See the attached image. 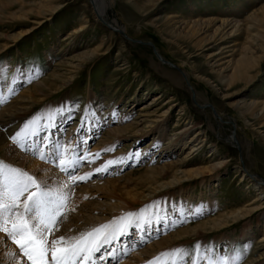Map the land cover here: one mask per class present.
<instances>
[{
    "label": "rangeland",
    "instance_id": "374dc122",
    "mask_svg": "<svg viewBox=\"0 0 264 264\" xmlns=\"http://www.w3.org/2000/svg\"><path fill=\"white\" fill-rule=\"evenodd\" d=\"M105 1L108 4L105 8V22L110 23L109 25L112 27L117 26L116 28L113 27V31L103 23L101 24L98 21L99 19L93 15L89 0H54L52 3L48 2L49 7L35 14L36 16L34 15L28 21L23 22L20 19H5L0 16V21L2 20L0 22V77H2L0 78V87L14 86V94L8 93L5 96L8 98L7 103L0 104V119L11 111L17 113L21 109L24 111L29 109L27 113L25 112V115L22 112V114H18L17 125L7 131L6 138L12 145L10 137L20 131L26 122H31L36 116L41 115L42 110L46 109V111L56 115L59 111L66 109V104H68V108L62 114L69 110L70 117L64 122L63 126L59 129L54 128L55 131L52 132L54 137L59 136L58 140L64 142V145L56 147L54 150L56 158L70 149L67 143L70 141L69 139L72 141L77 137L78 139L79 137L82 139L87 137L85 146L82 149H84V152L85 150H93V155L90 157V159H94L93 164L98 162L103 165L104 162L100 161L99 158L105 156L114 162L108 168L114 173L107 176L104 173H94L93 170L87 169L89 163L86 161H76L75 174L77 176L94 174L91 179L77 181L74 185L69 184V173H62L60 170L58 160L55 164L45 162L44 165L54 170L60 178H63L66 182L65 185H69V188L74 192H78V189L94 182L125 177L133 171H135L133 175L136 177L138 172L149 166L162 167L170 165L174 167L175 164L182 162L183 157L190 152L191 147L189 145L184 150H176L172 156H164L167 152L163 151L164 145L167 143L166 140H168L166 137L175 135L174 137L177 138L180 136L179 133L182 132L188 122L193 125V129L191 128L192 130L187 135V139H190L197 131L202 132L206 140L204 148L201 152L192 154L187 162L189 165L183 163L182 169H194L193 172H201L204 176L185 178V181L188 182L163 189L155 199L148 197V199L136 201L133 205H127L128 208L122 209L118 213L113 212L107 216L106 221L97 224L103 225L113 220L121 223L120 218L123 216L126 218L128 235L119 238L117 240L118 245L121 243L126 245L130 242L134 245L130 248L127 246L124 254L119 259L110 261L109 258H106L110 264H121L131 258L132 252L144 249L148 245L152 247V243L158 241L162 236L174 234L187 225L194 226L197 222L209 218V216L214 217L228 210H244L246 205L253 199L254 194H242V189L245 190L248 184L246 182L239 183L240 177H235V169L240 168L246 178H252L257 184L259 182L264 185L259 178L264 179V114H262L264 113V111L262 112L264 110V60L260 63L259 72L249 70V73H246L248 75H245L244 78L234 80L232 79V68L228 64H224L229 59L224 58L222 62L217 61L223 58L224 54L219 55L218 53L215 57L208 58L217 53L219 48L223 46L226 47L223 52L238 49L229 42L231 41L229 36L233 27H222V20H230L231 22L242 20L254 9L263 5L264 0ZM16 3L7 4V7L17 8ZM214 19L216 21H213ZM210 20L213 21L212 24L209 23ZM81 24L85 25L83 32L80 31L74 36L66 38L68 33L78 29ZM21 32L28 33L14 40V37ZM215 32H217L215 40L217 41L221 37L224 41H218L219 43L217 42L218 44L215 46L207 44L203 48H196L198 42L211 39L210 37ZM134 40L150 41L163 60L182 70L187 77V82L175 67L169 63L168 65L162 63V60L155 56L150 46ZM235 43L242 44L243 36L236 37ZM4 46H7V48L1 50ZM227 47L230 48L227 49ZM254 52L262 56V50L256 49ZM70 59L73 60L70 61ZM220 63L223 64L219 65ZM60 65L61 67H58ZM19 70H24L28 75L25 78H17ZM53 71H55L54 76L47 77ZM32 72H34V75H32ZM169 74H174L178 78V84H171ZM28 77H32L31 82H29ZM13 79H15L14 83L12 82ZM63 80L67 82L63 83ZM35 82H44V86H42V91L45 93L43 99L39 100L37 104L34 102L31 106L28 105L29 103L24 102L15 104L17 95L25 88L35 85ZM55 87L61 88L60 90H54ZM38 98L39 96H34L33 101ZM152 98L158 100L152 102ZM94 99L97 100V103H100L99 112L104 124L99 125L97 123L98 127L96 129L94 127V130H90V135L88 133L86 136V109ZM149 103H151L150 107H148ZM142 107H148V109L140 112L139 109ZM168 107L170 108L164 133L166 136L162 137L160 150L156 151V147L154 150H150L151 152L154 151V156L148 157L149 159L146 160L145 157L141 162L137 161L134 165L117 170V165H119L117 160L122 155L135 153L139 148H146L153 134L156 135L155 132L152 133L151 131H154L157 127L148 129L150 131L147 134L151 132V136L149 134L138 139L126 136L125 139L121 138L122 140H118L119 142L112 143L110 147L105 146L111 150L110 154H106L109 150L105 151L107 148L101 146L105 142H111L108 140L104 142L107 128L123 127L134 123L136 120L140 127L146 126L145 122L160 121L161 115ZM181 109L183 115H179ZM147 111L151 115L146 119L141 118L140 115L147 113ZM113 113L124 117L123 121L120 123H114V121L110 125L105 124ZM178 116L182 118L180 121H177ZM217 116L222 122L217 120ZM26 133L28 134L27 129ZM126 134L128 135V133ZM40 139L39 137L37 140L40 141ZM237 146L240 150L237 149ZM211 148L217 150L216 154L218 156L210 155L211 151L209 152V150ZM19 149L18 152L21 153V148ZM82 149L76 150L78 157L83 156ZM45 152L42 150L41 154L46 155L48 153ZM160 152L161 154H159ZM97 153L99 157L96 159L95 154ZM25 154L35 160L39 159L32 152ZM49 154H52L51 151H49ZM3 158L0 153V161L15 168L18 167ZM40 160L37 161L40 162ZM218 163H221L219 168L211 174L207 172L214 164ZM19 169L22 170V168ZM34 176L36 179L38 178L36 175ZM170 177L171 171H168L163 180L164 184L170 182ZM218 177L219 179H217ZM211 180L214 181V184H212L215 186L211 185L210 190L206 191L204 187L200 186L202 182L209 183ZM42 184L47 186L46 183L42 182ZM179 188L186 191L190 190L184 202L181 203L184 204L182 205L184 214L186 216L191 214L194 208H196V212L200 211L201 214L187 221V224L175 222L174 225H169L171 228L165 226L163 230L157 229L153 232L155 225L149 208L153 207L152 214L154 218L164 205H167L169 210L177 214L179 212ZM147 192L142 194L146 195ZM96 198L97 196L89 198L84 196L80 200V204L75 203L72 205L70 204L72 201L68 198V204L63 210L64 214L59 218L58 228L60 230L55 233L60 232L61 234L62 231L65 237L66 232L63 228H65L66 223H69L67 219L74 215V210L71 207L79 208L81 206L84 208L83 203L92 202ZM199 199L204 204L209 202L210 209L208 210V207L206 209L205 205H201L197 209ZM207 210L208 212H206ZM195 211H193L194 214ZM128 213L133 214L131 220L127 218ZM244 213L245 211H243ZM136 219H144L142 224H146L142 225L141 231L138 233L148 234L147 237H144L145 240L142 239L143 241H137L138 234L134 229L137 224H133ZM253 222H260L262 230L253 233L254 240L249 241V248L243 252V256L246 251L253 257L259 255L261 250L264 251V248L260 249L259 245L256 244L257 240L264 235V208L248 215L246 218L239 219L234 225H230L220 232L222 237L225 234L232 241V239L241 236L244 225L247 223L253 224ZM123 225L125 226V224ZM160 225L161 223L158 222L157 226L161 229ZM151 231L152 233L149 234ZM84 232L81 230L76 235ZM62 234L60 236H63ZM197 235L196 237L191 235L179 239V244H170L162 251H155L154 257L147 258V256H143L133 264H147L160 253L177 248L192 249L197 243L211 247L214 256L222 250L219 247L220 243L217 242H222L218 233H209L206 236L198 233ZM3 236L18 253L19 250L11 243L10 239L4 234ZM113 244L116 245L115 242ZM104 248L100 249L101 252L107 250V247ZM246 248L244 243L235 241L227 247L225 251L227 256L224 258L231 257L237 249L244 250ZM101 252L94 254V260L98 258L99 264H108L100 259ZM99 254L100 257H97ZM190 256H195V252L190 253ZM243 258L241 264L246 260ZM170 260L169 257H162L161 264H170ZM24 264H28L26 259H24Z\"/></svg>",
    "mask_w": 264,
    "mask_h": 264
},
{
    "label": "bare ground",
    "instance_id": "6f19581e",
    "mask_svg": "<svg viewBox=\"0 0 264 264\" xmlns=\"http://www.w3.org/2000/svg\"><path fill=\"white\" fill-rule=\"evenodd\" d=\"M17 1L18 0H0V16L4 17L5 19H12V20L13 19H20V20H22V22L28 21L30 18H32L35 14L39 13L41 10L45 9L46 7H49L50 5L48 4V2H51V3L54 2V0H38V1H33V2L26 1V0H19L18 2ZM89 1H90V3H89L90 6L92 7L91 10H92L93 15L99 19V20L98 19L97 20L100 21L101 24L105 23V21H106L105 8L108 5L106 3V1L105 0H89ZM11 3H16L17 8H14V9L8 8L7 4H11ZM213 21H216V20L214 19ZM213 21L210 20L209 23L212 24ZM109 24L110 23L107 22L108 29H110L112 31L114 28L117 27L114 25L113 26L114 28H113ZM181 26H184V25H181ZM221 26L222 27H228V26L233 27V30L230 32L231 34L229 36V38H231V41H229V42L232 43L236 48L238 47V49H236V50L230 49L226 52H223L226 49V47L223 46V47L219 48V51L217 53H215L212 56H209L208 58L215 57L218 53H219V55L224 54L223 58H220L217 61L222 62L224 60V58L229 59V60L225 61L224 64L226 63L230 66V68H232V70H233L232 71V73H233L232 79H234V80L244 78L245 75H248L246 73H249V70H255L256 73L259 72L260 63H262L264 60V4L261 5L257 9H254L248 16L244 17V19H242V20H235L234 22L233 21L231 22L230 20H222ZM84 29H85V25L81 24L78 29L68 33L66 38H68L72 35L74 36L78 32H80L82 30L84 31ZM27 33L28 32H25V33L21 32V33L17 34L14 37V40L17 39V37L19 39L22 36H25V34H27ZM216 35H217V32H215V34L212 37H210L211 39L202 40V41L198 42L196 44V46H197L196 48L197 49L203 48V46L207 45V44H213V46H215L219 42L224 41V40H222L221 37L219 40L216 41L215 40L217 38ZM240 35L243 36V43L238 45L235 42H236V37H238ZM7 46L2 47L1 50L6 49ZM228 48H230V47H227V49ZM256 49L262 50V56L260 54L257 55L256 52H254V50L256 51ZM71 60H73V59H70V61ZM162 63H165L168 65V63L163 62V60H162ZM222 64L223 63H220L219 65H222ZM58 67H61V65ZM252 67H254V68H252ZM54 72L55 71H53L47 77H50L51 75H53ZM33 73L34 72H32V75H34ZM26 75H28V74H27V72H24V70H19L17 72V78H25ZM185 79L187 80L186 76H185ZM65 81L66 80H63L62 82L64 83ZM169 81L171 82V84H178L177 82H179L178 78L174 74H169ZM8 85H11V84H8ZM42 86H44V82H42V83L35 82V85H33L32 87L25 88L19 95H17V97L15 98L16 101L14 103L18 104V103L24 102L27 104L29 103L28 104L29 106H31L34 102H36L35 104H37V102H39V100L43 99V95H45V93L42 91ZM9 88L14 89V86L5 87V88L0 87V89H1L0 94H2L3 96H6L9 93V91H8ZM60 88L61 87H55L54 90H60ZM51 92H53V91H51ZM34 96H39V98L37 100L33 101ZM44 98H46V97H44ZM157 100L158 99H153L152 102L157 101ZM151 103H149L148 107H150ZM87 107H88L86 109L87 123L85 126L86 136L88 133L90 135V130H94V127H95V129L98 127L97 123L99 125L104 124L103 119L100 117V112H99L100 103H97V100L94 99L93 101L90 102V104ZM148 107H142L139 109V111L144 112L146 109H148ZM67 108H68V104H66V109ZM169 108L170 107H168L167 110H165L164 113L161 115L162 118L160 121H157V120L154 121L153 120L154 122L153 121L145 122L146 126H143V127H140V125H138V121L136 120V121H134V123H130V124L125 125L123 127H119V128L115 127L113 129H109V127L107 128V131H106L105 137H104V142H105V140H108L109 142L110 141L111 142L110 143L105 142L106 144L103 143L101 145V146H103V148L107 145H108V147H110L112 145V143H115L118 140H122L121 138L125 139L126 136H132V138L138 139V138H144L145 136H147L149 134L151 136V132L156 133V135L153 134V137L148 142V145L146 148H141V149L139 148L135 153H132V154L128 153V155H122L117 160L119 163V165H117L118 166L117 170L123 169L125 166H131L132 164L134 165V163L137 161L141 162V160H144L145 157H146V160L149 159L148 157L154 156V151L151 152L150 150H154L156 147H157L156 151L160 150V148L162 147L161 146V144H162L161 142L163 139L162 137H164V135H165L164 133L166 131L165 124H166V121L168 118L167 115H168ZM66 109L64 108V110L59 111L58 114H56V115H54L53 113L50 114V112H48V111H46V109H44V110H42L41 115L39 114L38 116H36L34 118V119L38 120L39 122L31 124L29 126V128L27 129L28 134L26 133L29 136L27 143H28L30 149L39 145L41 147V152H42V150L48 152L46 155L49 156V159L56 160V155H53V152L56 149V147L58 148V147L64 145V142L58 140L59 136L54 137L52 132L55 131L54 128L59 129L61 126H63L64 122H66L68 120V117H70L69 110H67V112L65 114H62L63 111H65ZM182 109L179 111V115H183ZM27 111H24L23 109L19 110L17 113H14L11 111V112L7 113L9 115L5 114L4 117L2 119H0V153H1V156L4 157L5 159H7V161L11 162L13 165H16L19 168H22L23 171H26L30 175H32V176L36 175L38 177L37 181L40 184H42V182L44 184L46 183L47 186H49L48 188H50V189H58V188L63 189V191L68 194V198L72 201L70 203L71 205L75 204V203L80 204L81 203L80 200H82V198L84 196H86L88 198L97 196V198L95 200L93 199L94 201L83 203L82 206L84 208H82L81 206L79 208H76V207L74 208L73 206L71 207L74 210L73 211L74 215H72L71 217H69L67 219L70 224L66 223L65 228H63V229H65V232H66L65 237H74L81 230L87 232L90 229H93L97 226H100L97 224H99L101 222L103 223V221H106L108 219L107 218L108 215L112 214L115 211L118 213L120 210L126 209V208H128V206L135 204V202L138 200H140V201H141V199L145 200V199H148V197L149 198L152 197L153 199H155V197L157 195H159L163 191V189L171 188V187L176 186V185H182L181 183L188 182V181H185V178H189L190 176H204V174L202 175L201 172H199V173L193 172V171H195L194 169L193 170L182 169V165H184L183 163H185V165H189V163H187V162L190 159L191 155L194 153H197V152H201L202 149L204 148V145L206 144V140L204 139L205 136L203 137L202 132H200V131H197L190 139H187V135L193 129L192 128L193 125L189 124V122H188L184 126L182 132L179 133L180 136H178L177 138L174 137L175 135H173L172 137H166L168 140H166L167 143H166V145H164V149H163V151H167L164 156H168V155L172 156V155H174V152H176V150H181V149L184 150V149H186V146L189 147V145H190V147H191L190 152L187 153L185 155V157H183L182 162L175 164L174 167H171L170 165L169 166H162V167H156V166L150 167L149 166L141 172L136 171V172H138L136 177H134L133 173H135V171H133L132 173L128 174L125 177H120V178H116V179H113V178L112 179H106V180L101 181V182H94L92 184H88V185L78 189V192L75 191L76 192L75 193L71 188H69V186L65 187V183H66L65 180H63V178H60L54 170H52V169L48 168L46 165H44L45 162H43L42 160H40V162H39V161H37L39 159L35 160V159L29 157L28 154H25V153H31V151H24L21 149L22 152L19 153L18 151L20 150L19 149L20 147L17 148L18 146L16 144H12L13 146L10 145L8 138H6L7 133H8L7 131L9 130V128H13L17 125V123H18L17 121L19 120V117L17 115L22 114V113L25 115L27 113ZM263 111L264 110H262V112ZM262 114H264V113H262ZM150 115H151V113H149L147 111V113L146 112L143 113L142 115H140V117L143 119H146ZM218 117L219 116L216 117L217 120L222 122V120ZM123 118L124 117H121L120 115L117 116L113 113L112 117L105 124L110 125V123L114 122V121H115L114 123H120L121 121H123ZM181 119L182 118L180 116H178L177 121H180ZM139 122H141V121H139ZM10 126H12V127H10ZM92 127H93V129H92ZM154 127H157V128H155L154 131L152 130L149 134H147V132L150 131L148 129L154 128ZM32 132H37V136L35 138H37V139L39 137L44 138V141L47 144V147H44L43 145H41V143H40L41 139H40V141L35 139V143H33V138L31 137ZM126 133H128V135ZM86 138L84 137V139H82L81 137H79V139H78V137H77V139L74 138V139H72V141H71V139H69L70 141L67 140V141H69L67 143H68V145H69L68 147H70V149L66 150L65 154L63 153V156L67 161H76V157H78L76 150L78 151L79 148L82 149L85 146ZM15 146H17V147H15ZM108 147H105V148L108 149ZM237 149L240 150V148L238 146H237ZM49 151H51L52 154H49ZM81 151H82L83 156H84V154H88V159H83V161L88 162L90 157L93 155V153H92L93 150L92 151H86L85 150V152H84V149H82ZM209 152L211 153L210 155H212V156H218V154H216L217 150L215 148H211L209 150ZM110 153H111V150H109L106 154H110ZM159 154H161V152ZM159 154H157V155H159ZM38 155L39 154H37V158H38ZM107 158L108 157L105 156V157H102L99 159H100V161L104 162V164H105L107 161H110ZM88 163H89V167L87 169L93 170L94 173H95L96 168L102 166L101 163H98V162H96L94 164L92 162H88ZM221 163L214 164L210 169L207 170V172H209L211 174L217 168L220 167ZM52 164H54V163H52ZM117 170H116V172H117ZM168 171H171V177H170L171 179L169 180L170 182L164 184L163 180H164L166 173ZM62 173L67 174V172H64V171H62ZM100 173L101 174L104 173L105 175L108 176L114 172H112L111 170L108 169L106 172H100ZM234 174H235V177H240L239 178L240 184H243L244 182H246L248 184V187L247 188L245 187V190L242 189V191H241L242 194L243 193H246L247 195L249 193L254 194L253 199L246 205V208L244 210H235V209L228 210V211L220 213L214 217L209 216V218H206L200 222H197L194 226L187 225L186 227L180 229L179 231H177L174 234L172 233V234H169L167 236H162L158 241H155L152 243V245H153L152 247H150V245H148L144 249H141V250L136 251L134 253L132 252L131 258H129L128 261H125L121 264H133L135 261H137L138 259H141L143 256H147V258H150L155 254L154 253L155 251H157V250H158V252L162 251L165 249V247L170 246V244L171 245L179 244V241H178L179 239H184V238L191 236V235H194L196 237V236H198L197 235L198 233L205 234V236L208 235L209 233H218L220 235L219 239H221L222 242H219V241H217V242L220 243L219 247H221L222 250L219 249L220 251L217 252L218 254H216V256L226 257L227 253H225V251H226L227 247L232 245L233 242H235V241H239L242 244L244 243L245 247H247L246 250H248L249 243H250L249 241L254 240L253 233L256 231L260 232L262 230L260 222H253V224L247 223L246 225H244L242 227L241 236L232 239V241L227 236H225V234H223V237H222L221 236L222 234H220V232L223 229H225L226 227H228L230 225H234L239 219L246 218V217H248V215L254 214L258 210L264 208V185L260 184L259 182L257 184V182H255L252 178H251L252 180L246 178L244 172L241 171L240 168L235 169ZM168 179H166V180H168ZM217 179H219V177ZM189 181H191V180H189ZM213 182L214 181H212V180L209 181V183L208 182H202L200 184V186L204 187L206 189V191H208V189L210 190L211 185L214 184ZM214 186L215 185H213V187ZM216 186H218V184H216ZM243 188H244V186H243ZM146 191H148L147 194L143 195L142 193L146 192ZM178 191H179L180 198H179V212L177 214L174 213L172 210H169L167 205H164V207L160 210L161 212L159 211L158 215H156L154 218V216L152 214L153 207L149 208V209H151L150 214H151V218H153L154 225H155L153 232L156 231L157 229L163 230L165 226L170 227L169 225L170 224L172 225L175 222H178V223L182 222L184 224H187L186 223L187 221H189L193 217H197L198 215L201 214L200 211L196 212L195 211L196 208H194V210H192V213L186 216L182 210V205H184V204H181V203L184 202V199L190 193V190L186 191L184 189L179 188ZM208 203L204 204V203H202L201 199H199L197 209L200 208L201 205H203V206L205 205V208L207 209V207H208V210H209L210 206L208 205ZM208 210L206 212H208ZM213 210H214V208H213ZM193 211H195V214ZM243 211H245L244 214H243ZM245 214H247V215H245ZM165 216H166V218H164ZM203 217H204V215H203ZM160 218H162V220H160ZM143 222H144V219H136V221L133 222V224H137L134 228V229H136L135 232H137V234L141 231L142 225H146V224H142ZM158 222L161 223V225H160L161 229L158 228V226H157ZM119 224H122V225L125 224L126 233H128L127 232L128 231L127 230L128 225L126 223V218H125V220H122V222ZM75 228H77V230H75ZM170 228H168V229H170ZM59 230H60V228H59ZM62 233L64 234V232L61 231V234ZM151 233H152V231L149 234H151ZM61 234H60V232L58 234L55 233V235L58 237ZM147 235H144L142 233L138 234L137 241H139V240L143 241L142 239H144V237H147ZM76 236H78V235H76ZM52 238L53 237L50 235L49 240H51ZM119 238H123V236H120ZM117 240L113 241L116 243V245L113 243L104 245L103 248L107 247V250H104L106 248L103 249L104 250L103 252H101V250H100L101 257H100V254L97 257H100V259L105 263L107 262L106 258H111L110 261L116 260V259L121 258V256L124 254V252L126 250L125 248L127 246H129V248H130L131 246L133 247V245H134L132 242H130V244H126V245H124V243H121L120 245H118ZM256 244L259 245L260 249L264 248V235L257 240ZM9 253H17V252L4 239L3 233H0V264H16V259L13 257H10L8 255ZM243 257H244L243 259H246L243 264H264V251H262V250H261V253H259V255L255 256V257H253L251 254H249L246 251ZM94 263L99 264L100 262L98 261V258L96 260H94V256H93L92 264H94ZM107 263L110 264L109 262H107Z\"/></svg>",
    "mask_w": 264,
    "mask_h": 264
},
{
    "label": "snow or ice",
    "instance_id": "6c2138e0",
    "mask_svg": "<svg viewBox=\"0 0 264 264\" xmlns=\"http://www.w3.org/2000/svg\"><path fill=\"white\" fill-rule=\"evenodd\" d=\"M31 79L32 77H28L29 82ZM12 82L14 83L15 79ZM8 91L14 94V89L9 88ZM7 99L0 94V104L7 103ZM38 122L36 119L26 122L20 131L10 137L12 143L24 151L31 150L34 156L39 154L38 158L44 162L55 164L58 160L60 170L69 173V184L74 185L77 181L91 179L94 173L85 176L75 174L76 161L88 159V154L76 157V161H67L63 154L52 160L48 155L41 154L39 145L29 149L26 129L31 123ZM36 136L37 132L31 133L33 143ZM40 143L47 147L44 138H41ZM98 157L99 154H95V158ZM88 162H94V159H89ZM113 163L107 161L96 168L95 173L106 172ZM67 200L68 194L63 189L47 188L26 171L0 161V233L8 237L19 250L18 253L8 254L16 259V264H24V259L28 264H91L94 254L104 245L111 244L120 236L127 234L126 226L113 220L78 236L55 237V232L59 230V218L64 214ZM132 215L128 213L127 218L131 220ZM120 219L122 221L125 218ZM50 235L53 237L51 240ZM245 250L237 249L226 259L214 256L211 247L197 243L192 249L177 248L160 253L147 264H161L162 257L171 258L170 264H241ZM193 251L195 256H190Z\"/></svg>",
    "mask_w": 264,
    "mask_h": 264
},
{
    "label": "water",
    "instance_id": "95a60500",
    "mask_svg": "<svg viewBox=\"0 0 264 264\" xmlns=\"http://www.w3.org/2000/svg\"><path fill=\"white\" fill-rule=\"evenodd\" d=\"M103 24L108 28L107 22H105V23H103ZM117 30H118L119 32H121L118 28H117ZM134 41H135V42H138V43H141V44H145V45L150 46V48L152 49V51H153V53L155 54V56H156L158 59H162L161 56L157 53V51L155 50V47L153 46V44H152L150 41H140V40H134ZM162 60H163V59H162ZM163 62L169 63L168 61H165V60H163ZM169 64H170V63H169ZM170 65L173 66V67H175V68L179 71V73L181 74V76H183L185 82H187V80L185 79V75L183 74L182 70L179 69L178 67L172 65V64H170ZM191 92H192V90H191ZM192 93H193V92H192ZM192 93H191V96L193 97V94H192ZM212 112L215 114L214 111H212ZM238 156H239V158H240L239 153H238ZM240 161H241V159H240ZM259 178H260V180H262V182L264 183V179H262L261 177H259Z\"/></svg>",
    "mask_w": 264,
    "mask_h": 264
}]
</instances>
